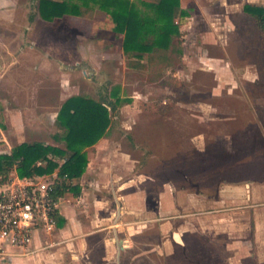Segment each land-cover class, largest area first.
I'll list each match as a JSON object with an SVG mask.
<instances>
[{"label": "rangeland", "instance_id": "rangeland-1", "mask_svg": "<svg viewBox=\"0 0 264 264\" xmlns=\"http://www.w3.org/2000/svg\"><path fill=\"white\" fill-rule=\"evenodd\" d=\"M131 1L145 10L140 0ZM39 2L0 0V65L5 67L0 69V99L11 98L14 92L17 107L37 106L44 122L34 133L26 125L29 141L62 142L66 129L57 114L70 97L115 102L117 91L120 102L114 111L111 139L139 160L145 176L176 166L187 173L192 189L207 184L210 193L219 181L264 182V35L257 28L246 40L250 50L240 55L233 45L224 52L211 47L201 50L195 44L199 36L182 32L175 42L180 53L172 50L167 61L136 71L128 66L131 58L123 49L124 36L113 30L111 18L98 5L83 8L76 26L70 18L45 21L39 15ZM184 25L180 19L181 28ZM42 56L46 63L60 61V68L50 64L41 74L39 68L32 71L33 61ZM213 56L225 57L227 71L203 62ZM13 62L16 65L11 66ZM50 72L57 74L55 80L50 79ZM0 122L3 132L7 131V119L0 116ZM11 143L10 138L1 144L8 149ZM246 159L250 165L239 163ZM11 178L17 177L12 174ZM236 217L238 233L233 238L239 239L245 237L248 221L245 214ZM203 222L212 224V220ZM175 262L231 264L224 246L204 244L193 245ZM233 264L261 263L250 257Z\"/></svg>", "mask_w": 264, "mask_h": 264}, {"label": "crops", "instance_id": "crops-1", "mask_svg": "<svg viewBox=\"0 0 264 264\" xmlns=\"http://www.w3.org/2000/svg\"><path fill=\"white\" fill-rule=\"evenodd\" d=\"M180 1L187 13L181 31L199 36L200 42L197 39L195 43L199 49L211 47L224 52L233 45V51L239 55L250 50L251 43L246 40L257 26L246 14L245 6L264 7V0ZM66 18L74 24L80 17L65 16L60 20ZM242 59L248 66L247 56ZM224 61L225 57L203 58L209 67L227 71ZM14 65L16 62L11 64ZM49 65L60 68L61 62L54 59L46 63L42 56L33 61L31 69L39 68L41 74ZM0 69L5 67L0 65ZM48 74L55 80L57 74ZM12 83L17 86L15 80ZM13 95L14 92L11 98L0 99V116L9 123L8 130L3 132L0 122V155L11 154L24 143L64 148L63 140L60 144L29 141L24 133L26 125L34 133L44 120L37 106L17 107ZM111 115L106 135L86 149V172L71 182L70 192L57 200L55 228L37 230L28 250L14 251L15 255L3 264H179L175 261L184 258L195 244L224 246L231 264L250 257L264 264V182L219 181L210 193L207 184L192 189L187 173L176 166H166L164 171L155 170L145 176L139 160L111 139L115 118L114 113ZM10 138L12 143L7 149L1 143ZM3 147L5 151H1ZM239 163L250 165L251 161ZM12 174L18 177L15 171L11 177ZM53 176L56 179L57 173ZM240 214H245L248 221L246 233L245 237L234 239L238 227L236 215ZM205 220H212V224H204ZM196 234L197 238L192 237Z\"/></svg>", "mask_w": 264, "mask_h": 264}, {"label": "trees", "instance_id": "trees-1", "mask_svg": "<svg viewBox=\"0 0 264 264\" xmlns=\"http://www.w3.org/2000/svg\"><path fill=\"white\" fill-rule=\"evenodd\" d=\"M40 0L39 14L48 22L65 16L82 17L83 8L90 3L98 5L111 18L113 30L124 36L123 49L131 58L129 67L155 68L156 63L167 61L176 39L183 35L180 19L187 16L180 0H140L145 10L137 8L131 0ZM246 14L264 35V7L245 6ZM100 102L74 96L68 99L58 114L60 125L66 129L64 148L40 143L21 144L11 154L0 155V184L12 181L11 173L19 178L45 177L57 173L55 199L70 192L71 182L81 178L87 170L86 149L97 144L107 133L112 115L120 99Z\"/></svg>", "mask_w": 264, "mask_h": 264}, {"label": "built area", "instance_id": "built-area-1", "mask_svg": "<svg viewBox=\"0 0 264 264\" xmlns=\"http://www.w3.org/2000/svg\"><path fill=\"white\" fill-rule=\"evenodd\" d=\"M55 178H19L0 185V264L27 251L34 233L55 228Z\"/></svg>", "mask_w": 264, "mask_h": 264}]
</instances>
